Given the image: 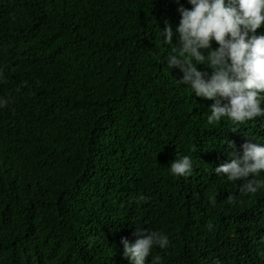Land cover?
I'll return each instance as SVG.
<instances>
[{
	"label": "trees",
	"instance_id": "1",
	"mask_svg": "<svg viewBox=\"0 0 264 264\" xmlns=\"http://www.w3.org/2000/svg\"><path fill=\"white\" fill-rule=\"evenodd\" d=\"M176 8L0 0V264H130L120 240L136 226L167 235L161 264H264V171L247 194L212 171L225 140L264 144V117L208 124L213 100L157 44ZM184 155L191 173L173 176Z\"/></svg>",
	"mask_w": 264,
	"mask_h": 264
},
{
	"label": "clouds",
	"instance_id": "2",
	"mask_svg": "<svg viewBox=\"0 0 264 264\" xmlns=\"http://www.w3.org/2000/svg\"><path fill=\"white\" fill-rule=\"evenodd\" d=\"M174 2L179 21L174 28L164 22L159 30L163 40L157 44L170 46L167 67L182 73L176 82L197 97L213 100L207 111L208 124L226 120L235 132L239 125L264 117V34H256L264 24V0H187L190 8L180 0ZM198 64L211 71L199 70ZM5 103L0 99V107ZM223 144L231 158L212 171L229 182L243 181L239 185L242 193H255L261 187L256 178L264 171V144L245 141L239 154L233 141L227 139ZM169 169L173 176H187L192 159L188 155L174 159ZM133 235L136 238L131 242L121 237L122 256L130 264H145L151 255L152 264H161V257L151 253L154 247H168L167 235L138 226Z\"/></svg>",
	"mask_w": 264,
	"mask_h": 264
}]
</instances>
